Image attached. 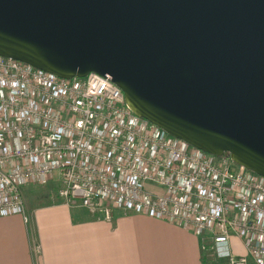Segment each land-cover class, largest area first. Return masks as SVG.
<instances>
[{
	"label": "built area",
	"instance_id": "2783aa9c",
	"mask_svg": "<svg viewBox=\"0 0 264 264\" xmlns=\"http://www.w3.org/2000/svg\"><path fill=\"white\" fill-rule=\"evenodd\" d=\"M54 179L70 208L163 221L210 243L227 264H264V177L137 117L95 73L64 80L0 57V218L27 223L23 188ZM31 254H41L36 241Z\"/></svg>",
	"mask_w": 264,
	"mask_h": 264
},
{
	"label": "water",
	"instance_id": "95a60500",
	"mask_svg": "<svg viewBox=\"0 0 264 264\" xmlns=\"http://www.w3.org/2000/svg\"><path fill=\"white\" fill-rule=\"evenodd\" d=\"M0 57L95 73L137 117L264 177V0H0Z\"/></svg>",
	"mask_w": 264,
	"mask_h": 264
},
{
	"label": "crops",
	"instance_id": "0c3cea01",
	"mask_svg": "<svg viewBox=\"0 0 264 264\" xmlns=\"http://www.w3.org/2000/svg\"><path fill=\"white\" fill-rule=\"evenodd\" d=\"M47 185L44 194L23 188L27 223L20 216L0 218V264H227L210 243L177 226L117 209L112 220L97 219L57 198L52 202L54 181ZM32 241L41 247L36 261ZM230 247L236 255L245 253L235 238Z\"/></svg>",
	"mask_w": 264,
	"mask_h": 264
},
{
	"label": "rangeland",
	"instance_id": "374dc122",
	"mask_svg": "<svg viewBox=\"0 0 264 264\" xmlns=\"http://www.w3.org/2000/svg\"><path fill=\"white\" fill-rule=\"evenodd\" d=\"M54 181V188H52L51 187V189L50 190H48V195H49V198L51 199V201L53 202L55 199H56V194H55V192H56V190H57V185H56V179H54L53 180ZM46 186H48V185H44V186H34V188H36L37 189V194H39V191H42V193L41 194H44V188L46 187ZM36 194V193H35ZM22 198H23V201L25 202V197H24V194H23V192H22ZM43 198V200H45L44 199V197H42ZM33 199L34 200H37V196L36 197H33ZM93 216V215H92ZM93 217H95V216H93ZM97 219H99L98 217H96ZM212 264H220V263H214V262H211Z\"/></svg>",
	"mask_w": 264,
	"mask_h": 264
}]
</instances>
